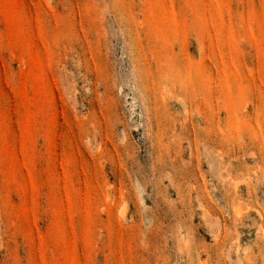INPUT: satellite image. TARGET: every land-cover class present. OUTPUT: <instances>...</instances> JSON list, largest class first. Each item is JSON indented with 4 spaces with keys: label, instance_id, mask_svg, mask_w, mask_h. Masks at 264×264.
I'll return each mask as SVG.
<instances>
[{
    "label": "rangeland",
    "instance_id": "obj_1",
    "mask_svg": "<svg viewBox=\"0 0 264 264\" xmlns=\"http://www.w3.org/2000/svg\"><path fill=\"white\" fill-rule=\"evenodd\" d=\"M0 264H264V0H0Z\"/></svg>",
    "mask_w": 264,
    "mask_h": 264
}]
</instances>
